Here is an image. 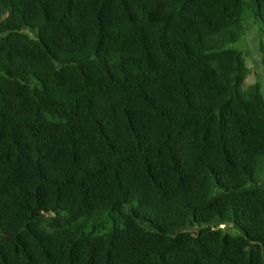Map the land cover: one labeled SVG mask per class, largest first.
<instances>
[{
	"label": "trees",
	"instance_id": "obj_1",
	"mask_svg": "<svg viewBox=\"0 0 264 264\" xmlns=\"http://www.w3.org/2000/svg\"><path fill=\"white\" fill-rule=\"evenodd\" d=\"M256 26L264 0H0V264H264Z\"/></svg>",
	"mask_w": 264,
	"mask_h": 264
},
{
	"label": "rangeland",
	"instance_id": "obj_2",
	"mask_svg": "<svg viewBox=\"0 0 264 264\" xmlns=\"http://www.w3.org/2000/svg\"><path fill=\"white\" fill-rule=\"evenodd\" d=\"M264 34L256 26L246 31L241 41L233 48L245 52V61L248 67V76L244 87L259 85L264 94Z\"/></svg>",
	"mask_w": 264,
	"mask_h": 264
}]
</instances>
